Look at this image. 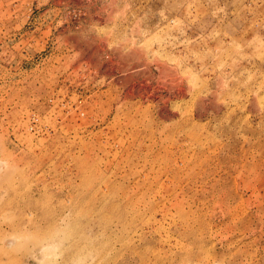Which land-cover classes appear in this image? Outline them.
<instances>
[{"label":"rangeland","instance_id":"374dc122","mask_svg":"<svg viewBox=\"0 0 264 264\" xmlns=\"http://www.w3.org/2000/svg\"><path fill=\"white\" fill-rule=\"evenodd\" d=\"M0 264H264V0H0Z\"/></svg>","mask_w":264,"mask_h":264},{"label":"bare ground","instance_id":"6f19581e","mask_svg":"<svg viewBox=\"0 0 264 264\" xmlns=\"http://www.w3.org/2000/svg\"><path fill=\"white\" fill-rule=\"evenodd\" d=\"M3 163V162H2Z\"/></svg>","mask_w":264,"mask_h":264}]
</instances>
